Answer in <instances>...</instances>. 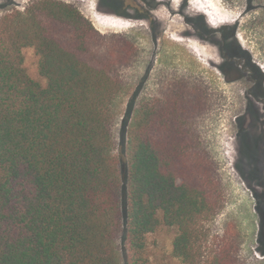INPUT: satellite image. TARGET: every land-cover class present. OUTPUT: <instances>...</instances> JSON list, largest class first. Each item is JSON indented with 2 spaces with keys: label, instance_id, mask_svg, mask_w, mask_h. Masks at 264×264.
<instances>
[{
  "label": "trees",
  "instance_id": "obj_1",
  "mask_svg": "<svg viewBox=\"0 0 264 264\" xmlns=\"http://www.w3.org/2000/svg\"><path fill=\"white\" fill-rule=\"evenodd\" d=\"M257 19L253 25L263 24ZM217 43L251 94L264 72ZM27 48L45 87L23 67ZM138 54L134 40L102 34L60 0H33L0 17V264H120L122 238L125 264H150L147 237L160 227L175 229L172 256L181 264H238L235 222L208 254L199 244L202 225L226 202L219 169L194 131L211 107L200 80L168 79L139 103L128 133L124 224L113 127L122 74Z\"/></svg>",
  "mask_w": 264,
  "mask_h": 264
},
{
  "label": "rangeland",
  "instance_id": "obj_2",
  "mask_svg": "<svg viewBox=\"0 0 264 264\" xmlns=\"http://www.w3.org/2000/svg\"><path fill=\"white\" fill-rule=\"evenodd\" d=\"M31 1L0 0V17L23 11ZM60 1L76 7L102 34H122L138 46L136 63L122 74L125 89L116 103L113 127L124 224L128 133L139 103L155 97L168 79H197L208 88L211 107L194 131L217 165L226 192L222 210L202 225V253H209L232 221L240 233L238 264H264V81L248 94L247 82L226 67L217 43L224 39L229 53L251 56L264 72V0ZM257 18L263 24L253 25ZM230 27H235L233 35ZM222 30L225 37L214 33ZM23 56L29 77L45 87L35 51L24 49ZM175 235V229L160 227L147 237L150 264H181L172 256ZM118 257L125 264L124 238L118 242Z\"/></svg>",
  "mask_w": 264,
  "mask_h": 264
},
{
  "label": "bare ground",
  "instance_id": "obj_3",
  "mask_svg": "<svg viewBox=\"0 0 264 264\" xmlns=\"http://www.w3.org/2000/svg\"><path fill=\"white\" fill-rule=\"evenodd\" d=\"M107 21H108V19H107ZM110 21H111V20H110ZM108 22H109V21H108ZM105 23H106V22H105ZM112 23H113V22H112ZM112 23H110V24H112ZM110 24H109V25H110ZM113 24H114V23H113Z\"/></svg>",
  "mask_w": 264,
  "mask_h": 264
}]
</instances>
